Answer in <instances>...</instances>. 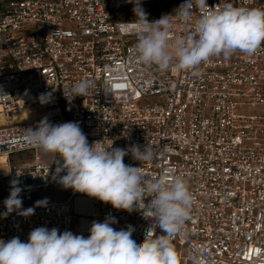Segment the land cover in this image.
<instances>
[{"label":"built area","instance_id":"1","mask_svg":"<svg viewBox=\"0 0 264 264\" xmlns=\"http://www.w3.org/2000/svg\"><path fill=\"white\" fill-rule=\"evenodd\" d=\"M223 2L207 0L209 6ZM230 2L264 8V0ZM132 4L15 0L0 12V92L6 94L0 95V213L10 194L5 183L15 179L25 181L19 184L22 209L44 200L45 190L69 194L35 207L27 218L15 211L0 216V239L19 237L26 243L37 227L87 238L93 221L111 216L116 230L131 225L139 244L151 226L142 204L131 212L117 210L54 179L57 155L45 153L46 159L53 157L46 162L40 149L23 142L24 130L46 117L53 124L78 122L89 144L149 145L151 162L140 164L129 153L124 163L141 166L149 177L168 173L188 179L194 205L191 219L172 240L178 264H264V45L253 57L240 52L228 59L212 57L200 66L199 76L174 64L161 72L135 61L136 37L121 30L132 20L114 18L116 8ZM170 20L176 35L192 27L175 14ZM81 79L93 82L88 94L66 98ZM44 93L51 94L50 102L41 104ZM32 110V119L21 118Z\"/></svg>","mask_w":264,"mask_h":264},{"label":"clouds","instance_id":"2","mask_svg":"<svg viewBox=\"0 0 264 264\" xmlns=\"http://www.w3.org/2000/svg\"><path fill=\"white\" fill-rule=\"evenodd\" d=\"M133 3L134 19L122 25V32L134 34L136 43L131 55L138 64L156 66L166 72L171 66L200 75V66L210 58H230L240 52L253 57L264 45V8L234 6L224 0L220 6H209L207 0H184L174 11L183 23L192 25L181 35L174 33L171 15H162L149 21L140 0ZM199 16L194 17V11ZM126 25V26H125ZM93 82L81 79L71 87L69 100L86 96ZM0 95H6L0 92ZM50 93L41 94L40 103L50 102ZM26 146L44 153L57 155L55 176L65 189L83 193L110 204L114 209L133 211L134 205H143L141 211L151 222L142 243L133 238L134 228L116 230L115 217L103 222L93 221L89 236L75 235L57 228L33 229L28 242L13 237L0 239V264H178L179 256L172 240L191 219L194 197L184 175L161 173L149 177L140 167L124 163L131 153L140 164L154 158L151 147L132 145L127 148L105 146L103 141L89 144L78 122L53 124L45 117L35 129L24 130ZM66 172L65 175H60ZM18 179L10 181V194L4 201L6 218L12 212L27 218L35 207H46L47 200L36 201L34 207L22 209ZM145 198H150L148 204ZM157 227L161 234H157ZM203 264V262H201Z\"/></svg>","mask_w":264,"mask_h":264},{"label":"rangeland","instance_id":"3","mask_svg":"<svg viewBox=\"0 0 264 264\" xmlns=\"http://www.w3.org/2000/svg\"><path fill=\"white\" fill-rule=\"evenodd\" d=\"M5 2L3 0H0V12L3 10L2 5H4ZM178 0H154L152 2L147 3H140L141 7L144 9V11L147 13V18L149 21L159 19L162 15H171L175 14V10L177 7ZM133 7L134 4L127 6H121L115 9V17L117 20H133L134 19V13H133ZM36 110L28 111L26 114L34 115ZM40 111V110H39ZM2 117L0 116V126H3L2 124ZM46 162L51 163L52 162V155L50 158L46 159L45 153H41ZM27 155V154H26ZM28 157V155H27ZM26 157V158H27ZM57 158L54 161V164H57L56 162ZM69 196L68 192L64 190H45L41 193L42 199H46L47 201H55V200H65Z\"/></svg>","mask_w":264,"mask_h":264},{"label":"bare ground","instance_id":"4","mask_svg":"<svg viewBox=\"0 0 264 264\" xmlns=\"http://www.w3.org/2000/svg\"><path fill=\"white\" fill-rule=\"evenodd\" d=\"M36 110H38V113H40L39 115L40 116H43V114H42V112H41V110L38 108V109H36ZM40 110V111H39ZM34 117V115H30V114H26V112H24V113H22L21 114V118H26V119H28V120H30V119H32ZM3 119V118H2ZM19 119V117H16L15 118V120L17 121Z\"/></svg>","mask_w":264,"mask_h":264},{"label":"water","instance_id":"5","mask_svg":"<svg viewBox=\"0 0 264 264\" xmlns=\"http://www.w3.org/2000/svg\"><path fill=\"white\" fill-rule=\"evenodd\" d=\"M41 180H42V179H41ZM35 181H36V180H35ZM31 183H32V179H31V178H28V179H27V185H28V184H31ZM24 184H25V181H24L23 179H21V180H20V185L23 186ZM5 187H7V188L10 187L8 182L5 183Z\"/></svg>","mask_w":264,"mask_h":264},{"label":"trees","instance_id":"6","mask_svg":"<svg viewBox=\"0 0 264 264\" xmlns=\"http://www.w3.org/2000/svg\"><path fill=\"white\" fill-rule=\"evenodd\" d=\"M4 2H5V4L4 5H6L8 2H10V1H15V0H3ZM4 5H2V9L4 8ZM128 7V6H127ZM3 11V10H2ZM1 11V12H2ZM114 18L116 19V17H115V11H114Z\"/></svg>","mask_w":264,"mask_h":264}]
</instances>
